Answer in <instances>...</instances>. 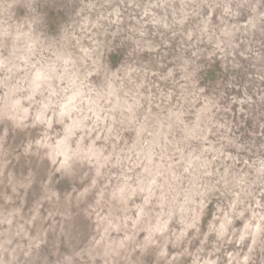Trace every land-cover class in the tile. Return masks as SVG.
Segmentation results:
<instances>
[{
	"label": "rangeland",
	"instance_id": "rangeland-1",
	"mask_svg": "<svg viewBox=\"0 0 264 264\" xmlns=\"http://www.w3.org/2000/svg\"><path fill=\"white\" fill-rule=\"evenodd\" d=\"M0 264H264V0H0Z\"/></svg>",
	"mask_w": 264,
	"mask_h": 264
}]
</instances>
